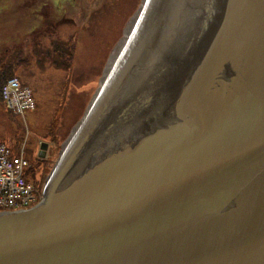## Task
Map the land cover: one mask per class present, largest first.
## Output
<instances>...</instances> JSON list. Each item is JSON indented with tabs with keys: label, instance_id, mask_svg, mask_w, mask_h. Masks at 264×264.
Masks as SVG:
<instances>
[{
	"label": "water",
	"instance_id": "95a60500",
	"mask_svg": "<svg viewBox=\"0 0 264 264\" xmlns=\"http://www.w3.org/2000/svg\"><path fill=\"white\" fill-rule=\"evenodd\" d=\"M0 264H264V0H141Z\"/></svg>",
	"mask_w": 264,
	"mask_h": 264
},
{
	"label": "rangeland",
	"instance_id": "374dc122",
	"mask_svg": "<svg viewBox=\"0 0 264 264\" xmlns=\"http://www.w3.org/2000/svg\"><path fill=\"white\" fill-rule=\"evenodd\" d=\"M90 1L96 3L95 0ZM96 1L95 10H98L102 4L99 0ZM140 2L141 0H108L105 9L101 8L90 22L83 15L81 17L80 13L73 16L67 2L62 3L60 7H68V16H73L76 22L81 17L78 25L63 23L54 29V35L57 32L60 37V45H66L74 33L78 36L71 54H64L74 59L71 78L65 71L66 61L60 58L64 55H52L54 47L50 49L45 45L42 48L49 49L51 53V56L45 58L40 55V52L43 53L41 45L44 43L36 46L40 51L37 55L34 48L30 47L29 39H26L31 24L41 27L45 14L48 19H58L61 16V12L54 11L51 5L53 0H0V73L12 72L20 53L21 60L17 61V66L20 67L16 73L13 72L29 87L36 104L35 110L18 118L8 113L0 103V142L12 147L14 152L24 143L26 157L29 159L28 152L33 146L39 142L45 143L55 136L57 143L53 147V166L61 144L86 110L98 87V80L104 72L109 54L118 38L123 36L127 21ZM25 4L29 6L23 7ZM38 4H45L44 10L40 16L35 17L31 13L34 7H39ZM73 30L75 32L71 34ZM24 49L26 52L23 54ZM22 60H29V63Z\"/></svg>",
	"mask_w": 264,
	"mask_h": 264
},
{
	"label": "built area",
	"instance_id": "2783aa9c",
	"mask_svg": "<svg viewBox=\"0 0 264 264\" xmlns=\"http://www.w3.org/2000/svg\"><path fill=\"white\" fill-rule=\"evenodd\" d=\"M2 98L9 110L21 116L35 106L30 90L16 78L6 81ZM27 168L23 149L12 155L6 146L0 144V212L26 209L38 202L40 194L28 179Z\"/></svg>",
	"mask_w": 264,
	"mask_h": 264
},
{
	"label": "flooded vegetation",
	"instance_id": "af4514ba",
	"mask_svg": "<svg viewBox=\"0 0 264 264\" xmlns=\"http://www.w3.org/2000/svg\"><path fill=\"white\" fill-rule=\"evenodd\" d=\"M107 1L108 0H100V3L102 4L101 8L105 9V6L108 5ZM63 2H67L70 9L73 11V13H72L73 16L79 15V13H80L81 17L83 15V17H85L88 22H90V19L95 17V14L101 9L100 8L98 10H95L96 6H97L96 0H95L96 3H92L90 0H88V1L87 0H71V2H73V3H71L69 0H53V3H51V5L53 6L54 11L56 10L58 12H61V16L59 14H57V16H60L58 19H48L47 14L44 15L45 19H42L41 24H40L41 27H39L35 24H31L30 33L28 35L29 37L28 36L26 37V39L28 38L30 41V47L34 48L35 54L39 55L38 54L39 50L36 48V46H40V45H38L40 43H44V45H41V48L43 46L47 45L50 49H51V47H55V46L60 44L61 40H60V37L58 36V33L56 32L54 35V29L56 27L62 25L63 23H71L72 25H74V24L78 25L79 24V20L81 19V17H79L78 21L76 22V20L74 19L73 16H68V13H69L68 9L69 8L68 7H60ZM29 5H30V3H29ZM29 5L25 4V5H23V7H26ZM38 5H39V7H34L33 9H32V7H27V8L34 10L33 13H31V15H35V17L40 16L42 10H44L45 4H38ZM38 10H40V11H38ZM74 32H75V30H73V32L71 34H73ZM73 36L72 37H73L74 43L76 42L75 45L73 43V45L75 47L77 44V41H78V36L75 33L73 34ZM120 38H118L116 43L120 40ZM73 45H71V50H72ZM47 50H49V49H43L42 48L43 53L39 51L40 55L44 56L47 54H51L50 50L49 51H47ZM38 58H39V56H38ZM73 63H74V61H73ZM67 76L72 78V72L69 73V75L67 73ZM54 143L55 142L53 141V139L50 138L45 143L46 144L45 147H40L39 145H35L28 152L30 154L29 165H30V168L33 172V178L35 175V181H37V182H40L43 178L42 186H43L45 178H46L44 176V173H45L44 171L50 169L52 166V155H51V153H52L53 147L55 145Z\"/></svg>",
	"mask_w": 264,
	"mask_h": 264
},
{
	"label": "trees",
	"instance_id": "16d2710c",
	"mask_svg": "<svg viewBox=\"0 0 264 264\" xmlns=\"http://www.w3.org/2000/svg\"><path fill=\"white\" fill-rule=\"evenodd\" d=\"M99 2H100V0H99ZM72 50H73V48H72ZM72 50H71V45H69V44H66V45H57V46H55L54 47V50H53V53H52V55H60V56H62V55H64V54H66V53H69L70 52V54H71V52H72ZM46 56H51V54H47ZM46 56H45V58H46ZM54 57V56H53ZM61 59H63V61H66V68H65V71H67V73H68V75H69V73H71V72H73V68H72V64H73V61H74V59H72V56H68V55H64L63 57H60ZM59 58V59H60ZM71 63V64H70ZM16 64V63H15ZM61 65H62V63H61ZM14 72H16V71H14ZM13 71L12 72H10V73H8V74H1L0 73V87H1V85H2V83L4 82V80L6 79V78H9V77H11V76H14L15 75V73H14ZM3 80V81H2ZM53 141L55 142L54 144L56 145V143H57V139H56V137L54 136L53 138ZM10 147V146H9ZM9 150L10 151H12L13 153H14V151H13V149H12V147H10L9 148ZM54 153H55V151L54 150H52V153H51V155L53 156L54 155ZM51 169V168H50ZM50 169H48V170H45L44 172V176H46L48 173H49V171H50ZM31 172L29 171V169L27 170V174H30ZM42 181H43V178H42V180L40 181V182H37V181H33V186L35 187V188H38V189H41V186H42Z\"/></svg>",
	"mask_w": 264,
	"mask_h": 264
},
{
	"label": "bare ground",
	"instance_id": "6f19581e",
	"mask_svg": "<svg viewBox=\"0 0 264 264\" xmlns=\"http://www.w3.org/2000/svg\"><path fill=\"white\" fill-rule=\"evenodd\" d=\"M70 2H71V0H69ZM88 1V0H87ZM75 2V1H74ZM57 3V2H56ZM71 3H73V2H71ZM55 4V3H54ZM57 5V4H56ZM51 9V8H50ZM43 14H45V12L43 13ZM46 15V14H45ZM162 27V24H160V28Z\"/></svg>",
	"mask_w": 264,
	"mask_h": 264
}]
</instances>
